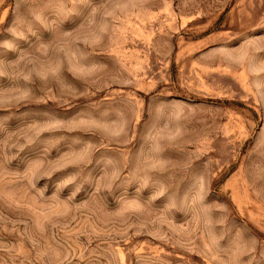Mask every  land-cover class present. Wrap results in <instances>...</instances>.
Wrapping results in <instances>:
<instances>
[{
  "label": "rangeland",
  "instance_id": "rangeland-1",
  "mask_svg": "<svg viewBox=\"0 0 264 264\" xmlns=\"http://www.w3.org/2000/svg\"><path fill=\"white\" fill-rule=\"evenodd\" d=\"M0 264H264V0H0Z\"/></svg>",
  "mask_w": 264,
  "mask_h": 264
}]
</instances>
